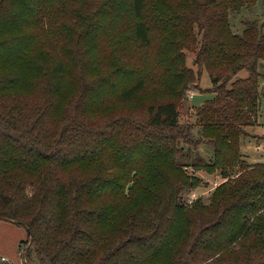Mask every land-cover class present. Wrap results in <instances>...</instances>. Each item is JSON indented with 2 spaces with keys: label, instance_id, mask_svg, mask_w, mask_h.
<instances>
[{
  "label": "trees",
  "instance_id": "1",
  "mask_svg": "<svg viewBox=\"0 0 264 264\" xmlns=\"http://www.w3.org/2000/svg\"><path fill=\"white\" fill-rule=\"evenodd\" d=\"M253 1L0 0V220L27 229L22 264H264V162L239 148L264 28L229 20ZM202 67L196 137L179 113ZM185 166L224 179L209 203L180 200L201 183Z\"/></svg>",
  "mask_w": 264,
  "mask_h": 264
},
{
  "label": "rangeland",
  "instance_id": "2",
  "mask_svg": "<svg viewBox=\"0 0 264 264\" xmlns=\"http://www.w3.org/2000/svg\"><path fill=\"white\" fill-rule=\"evenodd\" d=\"M230 25L234 32L241 33L244 29V20H258L264 28V0H255L247 3L240 10L231 12L229 16ZM186 56V65L192 67L195 71L198 70L194 64V53L183 50ZM258 70L263 73L259 76V85L262 90L260 98V111L257 117V122L246 128L247 135L240 140V151L250 163L264 162V60H260ZM200 81L198 88H192L188 91L185 97V106L180 109L179 120L182 123H190L194 125L193 132L196 137L200 136V125L197 123L196 109L206 99L213 97V93L208 90L211 87V79L206 67L200 70ZM249 71L242 69L238 72V77L248 76ZM142 98H135L129 106L135 107L139 105ZM179 142L178 145H181ZM188 148V147H187ZM198 151L201 155L209 157L212 153V148L209 144L203 141L198 145ZM184 172L193 178L200 179V185L192 188L190 191H183L180 194V200L185 203H192L197 198H202L204 203H209L210 195L220 182L224 179L219 172L208 173L205 170H194L190 166H185ZM234 175V172L232 173ZM27 229L14 222L0 220V256L10 259L18 264L24 262L23 253L19 250V245L27 239ZM25 249V246H22Z\"/></svg>",
  "mask_w": 264,
  "mask_h": 264
},
{
  "label": "crops",
  "instance_id": "3",
  "mask_svg": "<svg viewBox=\"0 0 264 264\" xmlns=\"http://www.w3.org/2000/svg\"><path fill=\"white\" fill-rule=\"evenodd\" d=\"M5 258V257H4Z\"/></svg>",
  "mask_w": 264,
  "mask_h": 264
}]
</instances>
